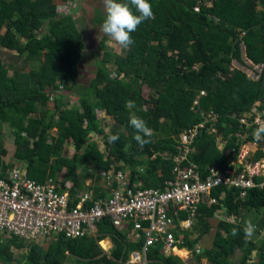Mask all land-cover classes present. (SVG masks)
I'll list each match as a JSON object with an SVG mask.
<instances>
[{"label": "trees", "instance_id": "obj_1", "mask_svg": "<svg viewBox=\"0 0 264 264\" xmlns=\"http://www.w3.org/2000/svg\"><path fill=\"white\" fill-rule=\"evenodd\" d=\"M150 3L154 18L141 23L131 34L135 43L127 56H118L113 61V51L106 52L91 80L92 89L86 90L79 86V80L88 42L75 16L60 10L54 0H0V29L5 27L4 32L0 31V48L17 51L20 56L27 51L45 50L41 68L36 72L16 70L10 76L9 68L0 59V121L10 122L23 134L16 140L15 157L27 161L31 177L46 182L52 177L58 179L65 170L63 179L73 180L77 191L86 186L88 179L80 166L94 160L95 168L91 170L97 172L94 173L98 175L94 180L97 186L101 184L102 171L116 165L118 170L129 173L133 183L139 180L144 187L164 188L169 179L176 177L178 169H187L192 163L198 165L203 178L212 166L223 170L236 167L234 153L239 151L241 141L234 135L239 127L234 116H240L242 110L255 102L264 105V0H150ZM104 17L97 14L100 22ZM241 43L245 44L246 56L263 65L258 78L242 69H232L233 59H243ZM105 46L104 41L101 47ZM112 63L118 64L117 69H111ZM32 75L36 76L35 83ZM145 85L153 89L150 97L145 96ZM63 86L80 95L83 112L68 108L64 98H59L54 116L59 114L57 126L61 133L52 136L50 130L55 122L47 121L48 111L27 116L39 113L37 103L50 99V88L55 92ZM92 91L100 99L98 102L91 98ZM129 100L135 102L134 108L125 106ZM96 106H103L115 119L116 126L110 132L101 126ZM208 110L220 114L217 121L205 122L201 111ZM133 114L143 118L153 130L151 143L143 148L134 140L135 132L129 125ZM196 123L204 125L187 153L184 132ZM258 126L242 129L248 140H255L253 132ZM94 133L103 136L108 156L97 142H92ZM117 133L119 140L109 144L108 136ZM229 133H233L230 141ZM2 135L0 128V171H5L16 165L8 166L1 161V156L7 154ZM70 142L76 148L72 156L67 150ZM178 156L184 159L179 161ZM262 158L264 139L250 156L254 161ZM212 195L219 203L200 204L198 222L191 228H183L184 242L180 247L188 248L195 260L207 258L209 264H264V240L260 244L245 242L243 221L220 219L210 239L212 246L205 248L201 243L211 230L209 219L223 206L229 214H241L242 208H264V187L251 188L245 200L237 199L239 189L235 187H216ZM187 213L183 210L181 218L186 219ZM233 227L239 228V236L231 235ZM195 229L198 235L194 238L191 234ZM98 232L78 238L62 234L49 242L0 236V264H65L71 255L86 264H126L132 251L141 250L145 243V239L130 240L125 234L128 231L119 230L109 217L99 223ZM108 237L116 244L112 254L100 243ZM15 248H30L24 261L18 259ZM239 251L243 256L236 261ZM148 258L149 264L189 262L178 254L162 253L155 246Z\"/></svg>", "mask_w": 264, "mask_h": 264}, {"label": "built area", "instance_id": "obj_2", "mask_svg": "<svg viewBox=\"0 0 264 264\" xmlns=\"http://www.w3.org/2000/svg\"><path fill=\"white\" fill-rule=\"evenodd\" d=\"M259 66L261 69L255 78L262 71L263 65ZM201 112L205 122L217 121L220 117L215 110ZM234 117L239 123L234 135L241 141L239 151L234 153L236 167L223 170L212 166L203 178L198 165L192 163L187 169H178L176 177L169 179L164 188L144 187L139 180L133 183L129 173L118 170L116 165L102 171L99 186L94 182L87 183L77 191H74L76 184L73 180L52 177L41 182L31 177L24 166L16 165L0 171V236L49 242L62 234L72 238L97 235L99 223L109 217L119 230L130 232L133 240L145 239L143 248L132 251L126 264H149L148 253L154 246L162 253L177 254L183 248L179 245L184 242L183 228H191L198 222L200 204L219 203L212 195L213 189L235 187L239 189L237 199L245 200L251 188L264 187V158L250 159L258 142L248 140L242 130L264 123V105L258 103L244 116ZM203 125L196 123L186 128L183 138L185 152L191 150L190 144ZM176 159L183 160L184 156ZM225 195L226 192H222L221 198L224 199ZM185 209L188 217L182 219ZM244 211L242 208L241 214H229L223 206L215 216L242 221ZM103 241H100L101 245Z\"/></svg>", "mask_w": 264, "mask_h": 264}, {"label": "rangeland", "instance_id": "obj_3", "mask_svg": "<svg viewBox=\"0 0 264 264\" xmlns=\"http://www.w3.org/2000/svg\"><path fill=\"white\" fill-rule=\"evenodd\" d=\"M55 3H57L58 7L60 10L64 9L65 12L71 13L73 16L78 21L79 27L81 31L84 33V36L88 42V48L86 50V57L83 60V64L81 66L82 71H81V77L79 80V86L83 87L84 89H92L91 86V80L96 76L97 71H98V62L99 60H102L105 53L108 51H113L114 53V59L113 61L118 60L120 57H126L128 49H123L120 46L116 45L114 42L109 45L106 43L105 48H102L101 45L102 43L108 40V37H106L102 32H100V28L102 25V22L98 21L97 14L101 13L105 15V6L103 3V0H68V1H63V0H54ZM260 9H263L262 6L259 7ZM1 32L5 31V27L0 29ZM20 37V35H19ZM218 50L215 51L217 53ZM241 52H242V60H237L233 59L232 62V69L233 71L242 69L246 71L249 76L251 77H257V74L259 73L260 64H255L253 63L247 56H246V51H245V44L241 43ZM44 53L45 50H42L38 53H30L29 51L25 52L22 54L23 56L18 55V52H11V51H4L0 49V55L1 57H4V62L6 66L10 69V76L14 75L16 72V69L19 71H26V72H32L36 70H39L42 65V61L44 58ZM119 58H116L118 57ZM21 59H24L27 61L25 64L26 66H23V62H21ZM117 64V63H116ZM118 66V64H117ZM117 66L114 65L113 63L110 64L111 69H117ZM15 68V69H14ZM12 73V74H11ZM33 76V83H35L36 76ZM129 80H131L129 78ZM61 82H59L60 84ZM68 84L72 85V83ZM74 89L68 88L67 87H61L57 89L55 92L52 91V88L49 89L50 92V99L46 102H38L37 107H38V112L37 114H29L27 118L31 116H39L40 112L42 111H48V117L47 121L54 120L55 124L52 126L50 133L52 136H58L61 133L60 128L57 126V123L59 121V114L58 116H54V113H57V101L59 98L63 97L64 101L67 102L68 105H66L68 108L75 109L78 112H83V106H82V99L80 98V95L75 93ZM143 91L145 93L146 97H150V95L153 94V89L145 85L143 87ZM92 96L91 98L93 101L98 102L100 99L96 96V93L92 91ZM256 103V102H255ZM252 104L249 108H246L245 110H242L241 115L244 116V114L249 113L252 108L255 107V104ZM96 110L99 115H101V126L108 132H110L115 126H116V121L113 117H104L103 115L105 112V109H102L103 106H96ZM191 112H194L192 109ZM103 114V115H102ZM0 128L3 130V138H2V144L7 150V154L1 156L2 160L5 164L8 166H13V165H20L27 167L28 163L26 160L18 159L15 157V151H16V140L19 137H22L23 134H19L18 130L16 127L10 124V122H2L0 121ZM160 137L163 136V131H160L158 133ZM233 133H229V141L230 137L232 136ZM255 141V140H254ZM92 142H97L102 149V151L108 156L109 152L107 150L105 141L103 136L100 133H94L92 137ZM255 149V148H254ZM253 149V150H254ZM67 150L69 151L68 153L72 156L76 148L73 145V143L70 142V145H68ZM95 168V161L92 160L89 164L86 165H81L80 166V171L84 174L88 175V178L92 179L93 181L96 179V174H94L96 171L91 170ZM127 168L130 170V166H127ZM97 173V172H96ZM96 175V176H95ZM66 176L65 170L60 173L59 179H63V177ZM222 213L219 211V214ZM218 216H214L210 218L209 220L212 222L211 224V230L207 233L209 234L210 239H213V235H215L217 231V225L220 221ZM248 219H251L252 222L257 226V231L254 235V237L251 239L253 243H258L260 244L264 240V208H247V210L244 211V220H243V225L244 222ZM196 223V222H195ZM194 226V224H193ZM130 232H125V234L129 237L130 240L133 239L132 236L129 234ZM198 231L195 229L193 231V237L195 238L198 234ZM211 244L213 241H210ZM106 246L102 247L106 250L107 253L112 254L114 250L116 249V244L112 237H108V240L105 242ZM203 249V248H202ZM184 250L185 253H181V251ZM180 252L181 257L187 258L190 254L189 262L188 264H209L208 259L205 257H202L198 260H195L193 257V253L189 250H185L183 248ZM15 253L18 259L24 261L26 255L30 252V248L27 249H19L15 248ZM177 252V253H178ZM243 256L242 251H239L235 259L236 261L241 260ZM252 262L251 260H249ZM65 264H86V262L82 263L81 260L79 259L78 256H70V259L65 263Z\"/></svg>", "mask_w": 264, "mask_h": 264}, {"label": "clouds", "instance_id": "obj_4", "mask_svg": "<svg viewBox=\"0 0 264 264\" xmlns=\"http://www.w3.org/2000/svg\"><path fill=\"white\" fill-rule=\"evenodd\" d=\"M103 3L105 6V17L102 21L100 32L108 37L106 43L109 45L114 42L123 49H129L135 43L131 34L137 30L141 23L154 18L150 0H103ZM125 106L127 108H134L135 102L129 100ZM129 125L134 129V140L141 148L151 143L153 130L143 118L133 114L130 116ZM253 137L257 142L264 139V123L259 124L253 132ZM119 138L118 133L110 134L107 138L108 143L114 144ZM256 231L257 226L252 220H246L243 226V239L245 242L250 241ZM231 235L233 237L239 236V228L233 227Z\"/></svg>", "mask_w": 264, "mask_h": 264}, {"label": "crops", "instance_id": "obj_5", "mask_svg": "<svg viewBox=\"0 0 264 264\" xmlns=\"http://www.w3.org/2000/svg\"><path fill=\"white\" fill-rule=\"evenodd\" d=\"M1 49V48H0ZM4 57H1V55H0V59H2L3 61H4V59H3ZM21 62H23V66L25 67L26 65V63H27V61L26 60H24V59H21ZM5 63V62H4ZM15 69V68H14ZM16 70H18V69H16ZM9 73H10V69H9ZM12 74V73H11ZM10 75V74H9ZM104 114L105 115H103L104 117L106 116V117H109V118H111L112 116L111 115H109L108 114V112L105 110V112H104ZM101 116V115H100ZM94 181L92 180V179H90V178H88L87 179V183H89V184H91V183H93ZM130 234V233H129ZM191 236L193 237L194 235L193 234H191ZM108 240V238L106 239V240H104L103 241V245L104 246H106V241ZM211 240H210V237H209V234H206V236L205 237H203L202 238V240H201V243H203V245H204V247L206 248V247H210V246H212V244H211V242H210ZM183 248H180L179 249V251H181ZM185 250H189L188 248H186L185 247ZM190 251V250H189ZM178 252V251H177ZM190 253H191V251H190ZM178 255H180L181 256V254H180V252H178L177 253ZM188 257L185 259V258H183L184 259V261H189V258H190V254L189 255H187ZM207 264V263H206ZM235 264H237V263H235Z\"/></svg>", "mask_w": 264, "mask_h": 264}, {"label": "bare ground", "instance_id": "obj_6", "mask_svg": "<svg viewBox=\"0 0 264 264\" xmlns=\"http://www.w3.org/2000/svg\"><path fill=\"white\" fill-rule=\"evenodd\" d=\"M181 253H185L184 250H182Z\"/></svg>", "mask_w": 264, "mask_h": 264}]
</instances>
